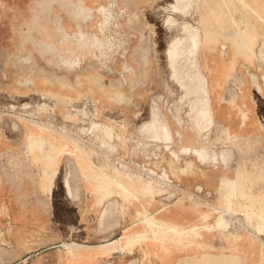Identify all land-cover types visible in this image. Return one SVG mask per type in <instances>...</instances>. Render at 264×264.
<instances>
[{
    "label": "rangeland",
    "instance_id": "1",
    "mask_svg": "<svg viewBox=\"0 0 264 264\" xmlns=\"http://www.w3.org/2000/svg\"><path fill=\"white\" fill-rule=\"evenodd\" d=\"M172 2V0H0V48H28L23 59L24 62H27V64L24 65V68L16 69V72H19V74H21V71L24 73L27 72L24 82L25 84H29V86L27 87L25 85V88L29 89L31 92L35 91L40 93L41 91L33 89L31 80L34 78L48 79L51 82L50 90L58 93L59 95V102L54 105L51 111H37L35 121L52 136L57 138L62 136L63 139L71 140L73 143L76 141L81 145H88V149H91L97 154L95 158L104 159L99 172L103 171L107 175L113 176L117 174L114 169H120L122 166V169L132 177L133 172L136 170L144 175L142 171H145V169L142 168H145V166L144 164L140 165L141 160L133 161L134 163L132 165L123 164L124 162L122 163L120 158H130L131 156L128 155V153L134 144L131 142L127 143L125 149H121L119 154L115 156L117 152L116 143L112 142V144L115 145L116 150L111 151L108 148V144L104 143L101 131L91 132L89 129L90 119L92 121L95 120L101 125H108L107 123H104V119L108 121L107 119L109 118L111 120H115L116 122H120L122 119L121 112L126 110L136 112L137 116L131 120V124L127 127V134L131 136L133 140L137 141V149L134 148L133 152L135 154L141 153L144 158L159 157L162 159L163 157L170 156L175 160L184 158L185 162L192 163L191 158L195 157L192 155L185 156L184 149L186 146L198 147L201 145L200 141L192 139V136H194V132L192 131H195V127H193L189 120L185 117V113L187 112L186 105L181 107L179 113L176 112L178 106L177 101L181 91L169 77L170 71L167 64L166 48L169 40L177 35L178 31L177 29H172L170 31L166 30L163 24V18L168 14L164 8H166L167 4ZM102 6L109 9L113 16L111 24L107 29H104L103 33L100 31L102 25L100 7ZM199 14L201 15V12ZM174 17L179 21L182 20V18L177 15H174ZM35 19L42 21V29L40 30L41 36L38 35L36 30L37 27H35ZM125 19H128L131 22L124 25L123 22ZM80 32L84 33L82 37L79 35ZM94 36L98 39H94ZM188 38L185 37L181 42L182 45L180 44V49H182V52L186 50L184 52L186 54L181 53L177 57L178 59L176 58L177 61L175 60L176 65L174 64V66L178 72V80L180 82H188V76L192 71H196L197 68L201 69L205 78L208 80V98H210L208 99L210 102L208 103V107L210 108L209 111L211 113H209L212 115L210 116L213 119V124L211 127H207L205 129V132H211L207 136L209 142H205L203 146L207 149L211 148V151L216 152H218L217 150L219 149L215 148L220 145L228 147L232 146L236 151L235 146L229 143L227 136L224 134V132L228 131L231 135L237 136L236 141H238L242 147L244 146V142L247 141V155L254 153L261 147V145H264V127L263 125H257L254 122L256 118L259 120V123L263 122L264 105L261 102H257L256 105L258 106V109L256 117H253L254 111H252L249 114V119H247L245 123H241L237 106L233 104V101L238 92L239 82L250 85L253 81L257 84L259 83V85L261 82V84L264 85V65L255 63V66L259 65L262 70L250 67V71L258 75L257 79L254 78L252 74L248 73L247 75L244 69L245 66H248V63L245 59L240 58V63L242 65L239 64L237 66L238 68H235L236 66L234 67L232 76L227 77L221 90H214V82L216 80L214 65H223L220 61V55H218V52L224 44H221L218 47L219 50L215 51L216 48H214V39H203L208 45L205 48H203V45L199 49L197 48L199 54L196 58L197 60H195L193 53H190L191 50H194L192 47V38L190 37L191 40ZM261 39L264 41V36L260 37L259 41L261 42L258 43V48L261 46V48L264 49V42H262ZM187 43L188 45H186ZM184 45L188 47L185 48ZM208 46L210 48H208ZM263 49L261 50L263 51ZM180 56L182 59H180ZM18 60H21V57L18 58ZM194 61H196L197 64L194 63ZM194 64H196V69L193 67ZM16 82L18 81L16 80ZM19 87L20 84L15 85L14 91H17ZM262 92L264 97V89ZM101 93H104L105 97L100 98L98 95ZM40 96L45 98L41 95V93ZM88 96L93 99L94 103L88 99ZM217 99H219V101ZM41 102L43 101L36 100L25 102L24 104L29 103L33 106ZM221 102H226L224 105L226 108L231 107L236 109L239 119L238 127L244 128L247 126H257L258 129L263 132L261 137L249 138L233 133L228 121V112H226L228 114L227 117H222V119L227 120V124H218L215 120V107H217V105ZM83 103H85L86 109L90 114L94 113L93 105H95L96 116L94 118L91 116H74V111L71 105L80 106ZM11 105L15 106L16 109L14 111H10L8 105L0 107V117L2 115L9 116L11 118L10 121L15 120L17 122V130H19L20 127L22 128V139L25 142V148L21 150V152L14 153L15 163L17 162V159L24 158L25 160H30L31 162L38 164L41 170L40 175L26 176L29 178L26 183L32 185L33 193L36 194L31 197V200L36 203H30L29 194L21 190V188H24L26 184L22 179H15L12 181L15 194L14 208L17 212L23 214L26 212L27 206L35 205V207L38 208L39 206V208H41V212L45 214L49 221L61 222L63 224L71 221L76 222L78 224V229L75 230L77 233L74 235L75 239L73 241L76 240L77 243H63V247L60 245L61 243H59V245L53 244L47 251L43 252L42 250H39L38 252L44 256L45 253L48 255L59 251L57 253V257L65 256L64 258L66 262L73 261L72 264H84V262H78L82 261L83 258L77 259L68 257L66 254V248L71 247L73 248L74 253H77L81 250L82 252H85L84 249L90 247L86 244H79L85 243L87 240L84 233L85 222L87 220H91L95 222V225H98L99 220V225L101 226L103 219L100 215L102 214V210L100 213L99 208H95L92 211L91 206L89 205L92 203V200L89 195L84 191L79 193L81 189L79 176L77 181H70L69 174L68 176H64L69 184H67V186H70L69 188L71 191L69 188L68 190H65L64 179L63 182L59 180L53 182V178L46 175L44 180H40L43 177L42 172L46 166L45 156L50 150V144L43 136L42 142L37 141V143H39L40 153L38 154V157H33L29 153L27 142L29 136L33 135L37 138V134L40 132L37 133V127H33L34 131H36L34 133L37 134L29 131L27 132L23 127L25 126L23 123H25L24 120L26 119L24 113L20 111V107L16 104ZM226 108L222 107V115L226 114L224 113ZM2 109L7 110L3 111ZM57 114L60 117H58ZM235 117L236 116L234 115V118ZM149 120H155L157 124L160 125V129H162L161 132L164 129L168 130V132L170 130V139L165 140L161 137V135H159L160 133L151 134L152 132L149 133L146 129L143 130L145 123ZM180 122L181 124H179ZM27 123L29 124V122ZM167 127L169 128L167 129ZM178 133L179 135H177ZM149 143L153 145L149 146ZM168 144L169 147L167 146ZM56 146L58 150L65 149L66 147L63 142L60 141L56 143ZM78 147L84 149L83 147ZM170 149H173V151ZM226 149L230 150L231 148ZM235 151H233V155H236ZM169 152L171 154H169ZM173 154L175 155L172 156ZM66 156L71 158V155L67 154ZM142 156L138 155L136 157H140L141 159L143 158ZM175 156L177 158H175ZM261 156L263 157V163L260 165L254 164L252 166V170H248V177L250 182L254 179H258L257 181H263V191L260 194L261 196H264V149ZM72 157L74 158L78 169L83 174L84 185L89 191V194L93 199V203L95 205H99L104 199L109 198L104 197L99 188V182L96 179V174L93 173L98 171H94L91 165V169H87L85 166L82 167L79 159L74 156ZM59 160L57 163H59ZM99 161L100 159H94V162ZM57 165L58 164H56V166ZM205 165H211L214 167V165L210 163H205ZM56 166L54 167L53 165L51 169H53V167L54 169H50L53 177L56 173ZM153 166L151 165L148 170H152L151 172L156 170L153 174L157 176L159 175V177L151 178L154 181H158L160 180L159 178H161V175L163 178V172L165 171L160 172L158 171L160 169L158 166L155 168H153ZM18 169H21V167L19 165H15V178L20 176L17 173L19 171ZM145 179L147 178L145 177ZM50 181L53 183L50 190L41 189L38 185V182L41 184H48ZM87 182L90 183V186ZM253 183L255 182L253 181L252 184ZM150 184L152 186H156L155 182H150ZM175 185L176 183H170L168 187L176 188L177 186ZM220 189L223 191V194H225L221 201V204L224 206L225 202H227L228 199H231L230 191L227 186L222 184L221 181ZM196 190L200 191V189H197V186ZM113 195L115 197L110 199L103 207V210L105 207L106 210H104V215H102V217H108L106 218V222L109 221L111 225H117V218L120 213V200L118 202L117 199L119 198L115 194ZM70 199L77 200L78 206L76 208L71 209L69 207ZM158 199H160L161 203H165L166 201L165 197ZM116 202H118V205L115 204ZM87 203L88 206L85 207ZM108 203L110 206L115 204L116 207L114 205V208H110ZM240 203L239 197L234 195L233 206ZM120 208L121 210L128 209V207L124 208L122 206H120ZM1 210L4 211L3 206L1 207ZM105 212H107V214H105ZM232 212L233 207L230 214H232ZM247 212L248 210L243 212V215L245 217L244 220L246 226L250 227ZM39 216L41 217L40 214L38 215L37 213H33L34 220L41 219ZM207 216L208 214L203 215V218H206ZM225 216L226 215L220 214L215 223L212 225L198 224L189 228H180V230L188 232L192 229L194 231L198 230L204 234L214 232L219 229L217 227V223L220 220L222 221L226 219ZM23 219L27 220V217H23ZM19 220V218L14 219L16 227L14 228L13 233L16 235V238L18 237L20 239L21 226L19 224ZM121 224L122 227H126L127 225V223L124 222ZM235 224L228 223V227L235 229ZM260 225L263 226V223L260 222ZM48 231L58 233L59 231L65 230L56 228ZM8 232H10V230ZM254 232L255 235L250 237L249 242L254 241L259 244V248L260 246L262 247L260 248V256L262 258L264 256V241L257 235L264 236V231L257 232L254 230ZM231 235L232 246L225 247L224 244H222L220 246V252L217 254L204 252L200 258L184 259L178 261L176 264H196V262L197 264H242L236 244L241 237L237 233H231ZM237 235L239 237L238 240H236ZM186 239L187 238L183 239L182 248L177 243L180 238L170 233L166 236L164 243H161L160 241L156 244H158L157 247L162 254H167L170 251V246H167L166 242L174 241V248L177 250H184L185 248H190L185 243ZM111 241H107L105 244H100L95 247L99 248L104 246L105 249L103 252L105 254H109L113 251L123 252L124 254H132L134 248L138 247L140 249V260L136 264H150V257L152 255L150 246L152 244L147 247L141 243L140 245H135L130 249L109 250L108 243ZM0 242L4 244L3 239H0ZM5 253L6 250L0 245V264H5L6 262L4 259ZM35 253L37 252H34V254ZM153 254L158 255L157 252H154ZM18 256L19 254H14V260L12 262L8 261L10 262L9 264H24L21 259H18ZM128 263L133 264L131 261H128L125 264ZM27 264H33V262L29 261ZM43 264L52 263L47 261V259H44ZM253 264H263L262 259L254 262Z\"/></svg>",
    "mask_w": 264,
    "mask_h": 264
},
{
    "label": "crops",
    "instance_id": "2",
    "mask_svg": "<svg viewBox=\"0 0 264 264\" xmlns=\"http://www.w3.org/2000/svg\"><path fill=\"white\" fill-rule=\"evenodd\" d=\"M231 6L233 7V10L230 14L224 16L222 20L223 22L213 23L214 25L209 27V32L208 29L204 27L205 31H203V39L213 38L214 48H216L215 51L218 50V47L221 44H225V51L228 53L230 63L234 64V66H236L235 68H238L237 66L240 64V56L245 55L249 61H252V53L246 50V48H242L243 45L241 42L245 36H242L232 24H238V27L241 25L238 18V14H240L242 19L246 22L248 30L257 35L256 40L253 42L247 39L252 52H254L261 37L257 31L264 36V0H241V2L237 4L234 2L231 3ZM205 32H207L208 35ZM202 45L203 48H205L208 44L203 40ZM208 48L210 47L208 46ZM27 49L28 48H0V107L8 104H16L20 107V105L22 106V104L29 101H48L47 98H42L39 92H31L29 89L25 88V85L27 87L29 86V84H25L24 82L27 72L24 73L21 71V74L16 72V69L24 68V65L27 64V62H24L23 60ZM20 57L21 60H18ZM16 80L18 82H16ZM17 84H20V87L17 91H14V86ZM225 103L226 102H221L215 107V120L218 124H227V120L222 119V117H227L228 114L226 112H228V121L233 133L249 138L261 137L263 132L258 129L257 126H247L244 128L238 127L239 119L236 109L231 107L226 108L224 106ZM256 104L257 103L253 104V117H256L258 109ZM222 107L226 108L224 113L227 115H222ZM2 110L5 111L7 109ZM121 114L122 119L120 122H116L109 118L107 119L108 121L104 119V123H107L112 128V133L120 135V140H113L117 145L115 156L119 154L121 149H125L127 143L131 142L134 144L128 153L131 157L120 158V161L122 163L124 162L123 164L132 165L134 163L133 161L141 160L140 165L144 164L147 167L154 165L153 168L158 166L160 168L158 171H165L171 180V184L176 183L175 186L177 187L171 188L168 187L169 185L165 187L152 186L151 195L148 197L149 205L141 206L140 202L136 200L132 204H129L128 209L121 210L119 203L120 213L118 214L117 225H111L109 221L106 222V218L108 217L103 218L101 226L99 225V220L98 225H95L94 221L87 220L84 229L87 240L85 243L79 244H86L90 247L84 249V261L82 260L78 262H84V264H125L126 262L131 261L133 264H136L140 260V249L138 247L134 248L132 254H124L123 252L115 251L105 254L103 252L105 249L104 246L99 248L95 246L105 244V242L111 240H116L123 244L127 236H133L136 233L143 231V226L139 227L134 223L137 218H133L137 211H144L143 208H145V211L150 214L153 219H156L162 224L173 225L177 229L189 228L198 224H214L220 214L227 215L228 213L221 204L222 197L225 195L220 189L221 181L224 186L228 187L230 196H238L241 202L240 204L233 206V212L232 214H229V217H232L236 226L239 228L236 233L240 235L241 238L238 240L239 237L237 235L236 240L238 241L236 244L240 254L241 263L253 264L262 259L264 264V256L262 258L260 256V248L262 247L260 246L259 248L258 243L252 244L254 241L249 242L250 237L255 235L254 230L256 228L253 225L257 222L258 229L260 232H263L264 222L260 219H253L252 222H248L250 227L254 229L253 230L246 226L244 220L245 217L243 215V212L247 211L245 210L246 205L244 204L251 201L253 196H261L260 193L263 191V181H257L258 179H254L253 181L255 183L252 184L253 181L250 182L248 177V170L251 171L254 164L260 165L263 163L261 153L264 149V145H261L260 148L249 155H247V141L244 142L241 152L235 151L232 146L228 147L220 145L215 149L222 151L226 148H231L232 156L229 160L225 161L219 157L214 163V167L200 163L197 158H191L193 164L191 162H185L184 158L175 160L170 156L163 157L162 159L159 157L144 158L141 153L135 154L133 152L134 148L137 149V141L133 140V138L127 134V127L131 124V120L137 116L136 112L126 110L121 112ZM234 115L236 116L235 118ZM58 117L60 116L58 115ZM10 119L11 118L6 115L0 117V239L4 240V244L0 242V245L6 250V253L4 254V259L6 260L5 264H9L14 260V254H19L18 259H21L24 264H27L29 261L33 262V264H43L44 259H47V261H50L52 264H72L73 261L66 262L64 258L65 256L57 257L59 251L48 255L45 253L44 256L38 251H47L53 244L59 245V243H61L60 245L63 247V243H77L76 240L73 241L75 239L74 235L77 233L75 230L78 229V224L76 222L71 221L63 224L61 222L49 221L45 214L41 212V208H39V206L37 208L35 205L27 206L26 212L23 214L17 212L14 208L15 194L12 181L15 179H22L26 183L29 179L26 177L27 175H40L41 170L38 164H35L30 160H25L24 158L17 159V162L15 163L14 153L21 152V150L25 148V142L22 139V128L20 127L17 131L13 130L10 125ZM138 134L141 137L139 132ZM74 143L85 149L89 155L91 167L94 171L99 172L104 159L95 158L97 154L91 149H88V145L84 146L76 141H74ZM152 145L153 144L149 143V146ZM68 147L70 148L71 144H69ZM68 147H65V150H67ZM219 150L217 151L220 152ZM233 151H235L236 155H233ZM62 155L58 158V160L60 159L59 163L56 162L58 165L56 166V164H54V167L56 166L55 176L53 177L50 172L54 167L53 169L48 170L45 166L42 172L43 177L40 180H44L45 176L48 175L53 178V182L56 180L63 182L64 176L69 174L70 181H77L79 176L81 185L79 193L84 191L88 194L92 200V203L89 204L92 211L95 208H99L100 213L105 204L115 196L112 195L111 197L104 199L99 205H95L89 191L84 185L83 174L78 169L74 158L72 156L71 158H68L66 156L67 154ZM138 155H141L143 158L140 159V157H136ZM94 159H100V161L94 162ZM15 165L21 167V169H18L19 171L17 173L20 176H17V178L14 176ZM138 177L143 181H146L144 175L136 170L131 177L133 181L131 183L134 186V193L137 194L139 198H142L145 196V192L140 189L136 182V179H139ZM196 186L200 191L196 190ZM21 190L29 194L30 203H36L31 200V197L36 195L33 193L32 185L26 183ZM162 197L166 198L165 203H161L160 199H158ZM74 200L70 199L69 201V207L71 209L78 206L77 200ZM117 200L119 202V199ZM2 206L4 207V211L1 210ZM87 206L88 203L85 207ZM252 206L256 212H259L264 206V200H259L258 202L253 203ZM33 213L40 214L41 217H39L41 219L34 220ZM206 214H208V216L203 218V215ZM23 217H27V220L23 219ZM15 218L20 219V239L18 237L16 238V235L13 233V230L16 227L14 221ZM122 222L127 223L126 227H122ZM260 222L263 223V226L260 225ZM56 228L65 231H59L58 233L48 231ZM9 230L10 232H8ZM220 235L219 231L202 234L198 238H194V243L211 246L212 249L206 248L204 251L217 254L220 252V246L223 244ZM257 236L264 241V236ZM166 245L170 246V251L167 254H162L156 243L150 246V251L152 252L150 264H176L180 260L200 258L202 255L196 247L177 250L173 247L175 246L174 241L166 242ZM34 252L37 253L34 254ZM154 252H157L158 255L153 254Z\"/></svg>",
    "mask_w": 264,
    "mask_h": 264
},
{
    "label": "bare ground",
    "instance_id": "3",
    "mask_svg": "<svg viewBox=\"0 0 264 264\" xmlns=\"http://www.w3.org/2000/svg\"><path fill=\"white\" fill-rule=\"evenodd\" d=\"M172 1H173L172 3L167 4L166 8H164V10H166L168 12V14L163 18V24H164V27L166 28V30L170 31L172 29H177V31H178V34L169 40L167 48H166L167 64H168V68L170 71L169 77L178 86V88L181 91V93L178 97V101H177L178 106H177L176 112L179 113L181 110V107L183 105H186L187 112L185 113V117L189 120L191 125L193 127H195V129H194L195 131H192V132H194V136H192V139L200 141V143H201V145L198 147L186 146L184 149L185 152H184V150H183V152H184L185 156H188V155L194 156L202 164L203 163L204 164L210 163V164L214 165V163L216 162V160L219 157L225 161V160H229L231 158L232 154H231V150H229V149L228 150L224 149L222 151L219 150L220 152H216V151H211L212 150L211 148L207 149L203 146V144L205 142H209L208 141L209 139L207 138V136L211 132L210 130H209L210 132H207V131L205 132V129L207 127H211L213 124V119L211 117L212 115L210 114L211 112L209 111L210 108L208 107L209 106L208 103H210L208 101V99H210V98H208L209 97L208 80L205 78L201 69H198L196 67L197 63H196V61H194V63H196V64H194L193 67L195 69L197 68L196 71L193 72L191 70L192 72L188 76V82H180L178 80V72H177L174 64L177 61L176 58L181 53H184L186 51V50H184V52H182V49H180V44L182 45L181 42L185 37L186 38L189 37L188 39H190V37L192 38V44H193L192 47L194 48V50L193 51L191 50L192 52L190 51V53H193V55L195 56L194 59L197 60L196 58L199 54L198 49L200 47H202V43H203V37H204L203 31H205L204 27L206 29H208V32H209V27L210 26L212 27V25H214L213 23L223 22L222 20H223L224 16L230 14L231 11L233 10L231 3L234 2L237 4V3L241 2V0H172ZM100 12H101V16H102V21H101L102 25H101L100 31H101V33H103L104 29H107L109 27V25L111 24V20L113 19V16H112V13L110 12V10L105 8L104 6L100 7ZM200 12H201V15L199 14ZM174 15L181 17L182 20L179 21L178 19H176L174 17ZM238 18L241 22V25L239 27L237 26L238 24L237 25L232 24V25L235 27V29L242 36H245V38L241 42V44L243 45L242 48H246V50H248L252 53V61H249L247 59V57H245V55L240 56V58L245 59L248 63V66H245V69L243 67V69L246 71L247 75H248V73L252 74V76L254 78L258 79V75L256 73L250 71V67L256 68L257 70L261 69V67H259V65L255 66V63H260V64L264 65V49L261 48V46H260V48H258L259 46H257V48H255V51L252 52L251 46H250L249 42H247V39L249 41L253 42L254 40H256L257 35L254 34L253 32H251L250 30H248V26H247L246 22L240 16V14H238ZM41 22L42 21H40L39 19H35V27H37L36 30H37L39 36H41V31H40L42 29L41 28V24H42ZM130 22H131L130 20L125 19L123 24L127 25ZM205 33L208 35L207 32H205ZM257 33L259 35L263 36L258 31H257ZM79 35L82 37L84 35V33L80 32ZM94 39L97 40L98 38L96 36H94ZM261 40H262V42H264L263 39H261ZM259 42H261V41H258V43ZM183 44H185V43H183ZM263 44H262V46H263ZM186 45H188V43ZM184 46H183V48H184ZM186 47H188V46H185V48ZM261 49H263V51ZM225 50H226V45L224 44L223 46H221V49L218 52V55H220V61L222 62L223 65H218V64L214 65V70H215V75H216V80L214 82V90H216V89L221 90L222 89L225 80L227 79V77L232 76L233 70L235 67L234 64L230 63L228 53H226ZM244 52H245V50H244ZM184 54H186V53H184ZM188 56H191V55H188ZM188 58H190V57H188ZM180 59H182V57ZM183 61H184V59H183ZM179 65H180V63H179ZM184 71H185V69H184ZM31 84L33 85V89L37 90V91L38 90L41 91L40 92L41 95L43 97L47 98L48 101H43V102H41L39 104H35L33 106L29 103L28 104H22V106L20 105V111H22L24 113V116L26 117V119L24 120L25 123H23V125H25V126H23L24 129L27 132L29 131L31 133H34L36 131H34L33 127H37L38 128L37 133L40 132L38 134L34 133V134L38 135L37 138L34 137L33 135L29 136V139L27 142L29 153L33 157H38V154L40 153L39 152L40 148H39V143H37V141L42 142L43 136H44L50 144V150H49L48 154L45 156L46 157L45 158L46 169L50 170L52 168V166L54 164H56L59 156H61L62 154H68V155H71V156L78 158L82 167L85 166V167H87V169H89V168L91 169L90 163L88 160V153L84 149L79 148L71 140L63 139L62 136L60 137L61 138L60 139V138H57L55 136L50 135L49 133L46 132V130H44L42 128V126L37 124V122L35 121L37 111L38 110L51 111L53 109L54 105H56V103L59 102V95H58V93L52 92L50 90L51 82L48 79H41V78L35 79L34 78L31 80ZM263 89H264V85H262L261 82H260V85H259V83L257 84L253 81L250 83V85H246L242 82H239L238 92H237V95L233 101V104L235 106H237V109H238V112L240 115L241 123H245V121L247 119H249V114L252 111H254V109H253L254 103L261 102L264 105V97L262 95ZM98 96L100 98L101 97L103 98V97H105V94L101 93ZM218 98H219V96H218ZM88 99L91 102H93V99L91 97L88 96ZM217 100L219 101V99H217ZM71 106H72V109L74 111V116H82V117L91 116L92 118H94L96 116L95 105H93L94 106V109H93L94 113L93 114H90L88 112V110L86 109L85 103H83L80 106H75V105H71ZM8 108L10 111H14L16 109L15 106L11 105V104H8ZM160 113H161V111H160ZM27 122H29V124ZM254 122L257 125L261 124L264 127V120L262 123H259V120H257V119ZM159 123H161V122H159ZM179 124H181V122ZM10 125H11L13 130L18 129V125H17V122L15 120H11ZM159 126L160 125H158L155 120H149L147 123H145L143 130L146 129L147 131H149V133L152 132L151 134H153V133L159 134L160 133L159 135H161V137L164 138L165 140L170 139V134H169L170 130L168 132V130L164 129L161 132L162 129H160L161 127H159ZM162 128H163V126H162ZM168 128L169 127H167V129ZM89 129L91 130V132L101 131V133L103 134L104 143L108 144V146H109L108 148L111 151L116 150V147L114 144H112V142H113V140H115V141L120 140V135L112 133V128L110 127V125H101L100 123H97L95 120L92 121L90 119L89 120ZM144 134H147V133H144ZM224 134L227 136L229 143H231L235 146L236 151L241 152L242 151V145L238 141H236L237 136L231 135L228 131L224 132ZM177 135H179V133ZM146 137H147V135H146ZM171 139H172V137H171ZM58 141L63 142L64 146H66V147H68L69 144H71V147L70 148L68 147L67 150H65V149L58 150L57 146H56V143H58ZM158 142H161V141H158ZM158 144H160V143H158ZM155 145H157V144H155ZM167 146L169 147V144ZM170 150L173 151V149H170ZM169 154H171V153L169 152ZM174 155L175 154H173L172 156H174ZM176 156H175V158L178 157V156L177 157ZM144 166H145V168H142V169H145V171L143 170L142 172L144 173L145 177L147 178L146 181H143L141 178L136 179L137 180L136 182L139 185L140 189H142V191L145 192V196L142 198H139L138 195L134 193V191H133L134 186L131 183V182H133L131 175L128 174L125 170H123L122 166L120 169H116V168L114 169V171H116L117 174L113 175V176L107 175L103 171L93 172V173L96 174V179L99 182V188H100L104 197H110L111 195L115 194L120 200V206H122L124 208L129 207V204H132L136 200H138L140 202L141 206H144V205H149L148 197L151 195V191H152V189H151L152 185L150 184V182H155V185L158 187H165L171 183L169 176L165 172H163V178L161 175V178H159L160 180L154 181L152 178H158L159 175L157 176V175L153 174V172H155V171L151 172L152 170L151 171L148 170V169H150V167H147L146 165H144ZM87 183L90 186V183L89 182H87ZM52 184H53L52 181H50L48 184H41L40 182H38L39 187L41 189H45V190H50ZM67 184H68L67 179L65 177L64 178V185L66 188L65 190H68V188L70 187V186L68 187ZM225 185H227V184H225ZM70 191H71V189H70ZM137 191H139V190H137ZM233 197H234V195L230 196L231 199H228V201L225 202L224 208L228 212V214L225 216L226 219H224L222 221L220 220L217 223V227L219 229L215 230V231L220 232V234H221L220 238H221L225 247L232 246V244H231V240H232L231 233L232 234L236 233L237 229H239L237 226L235 227V229L228 227L229 226L228 223L235 224V221L232 220V217H229V214L231 213V209L233 207ZM259 200H264V196H259V197L253 196V198H251V201L244 204V205H246L245 210H248V212H247L248 222H252L253 219H260L264 222V206L261 208V211H259V212H256L252 206L253 203L258 202ZM115 204L118 205V202H116ZM114 205L110 206V204H109L108 206H110V208L111 207L114 208ZM116 205H115V207H116ZM104 210H106V207ZM104 210L102 209V214L100 215V217L102 219L104 217V216L102 217V215H104V213H103ZM143 210L144 211H137L133 216V218H137V220L134 223L136 224V226H139V227L143 226V228H144L143 231L138 232L133 236H127L125 238V241L123 244L119 243L116 240L110 242L108 244L109 250L130 249L135 245H140L141 243H143L147 247L150 244L158 243L160 241H161V243H164L166 236H168L170 233L174 234L180 238V240H178L177 243L181 247L183 246V243H182L183 239L187 238L185 241L187 246L188 247H196L197 250H199V252L201 254H203L205 252L204 250L206 248H212V247L204 245V244H195L194 243L195 242L194 238H198L200 235H202L204 233H201L198 230L194 231L192 229H191V231L186 232L184 230L177 229L173 225L162 224L159 221H157L156 219H153L152 216L145 211V208H143ZM113 211H114V209H113ZM115 211H116V208H115ZM110 213H111V210H110ZM105 214H107V212H105ZM112 215H113V212H112ZM253 226L256 228L255 230L257 232H260V230L258 229L259 227H257V222ZM210 233H212V232H210ZM207 234H209V233H207ZM186 235H188V236H186ZM252 244H256V242H253ZM66 254L68 257L77 258V259L83 258V256H84V252H82V250L77 252V253H74L73 248H71V247L66 248ZM196 264H197V262H196Z\"/></svg>",
    "mask_w": 264,
    "mask_h": 264
}]
</instances>
